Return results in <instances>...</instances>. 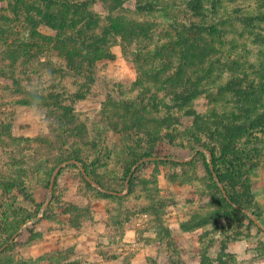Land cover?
<instances>
[{
  "label": "rangeland",
  "instance_id": "rangeland-1",
  "mask_svg": "<svg viewBox=\"0 0 264 264\" xmlns=\"http://www.w3.org/2000/svg\"><path fill=\"white\" fill-rule=\"evenodd\" d=\"M87 1L91 3L89 10L97 16L94 20L99 25L97 31L105 24L114 23L113 18L123 17L134 22L152 23L153 37L137 41L134 38L128 44L117 34L111 40L109 58L97 61L92 73L80 74L71 72L66 61L53 49L59 33L42 20L45 11L56 10L58 5L51 7L49 0H0V26L9 28L12 43H23L21 51H26L28 55L26 62L18 67L23 72L17 88L44 97L51 92L59 93L64 104L73 106L70 113L73 118L71 115L67 118L73 120L74 126L82 131L85 136L83 140L94 141L99 148H108L103 159L108 161L109 170H114L117 177L123 174L121 157L133 143L132 134L138 133V129L128 132L123 129L119 134L118 125L117 129L114 128L116 126L112 122H122V111L118 104L120 100L132 101L136 97L144 104H151L147 99L153 94L163 96L156 88L151 93L146 91L149 90L147 87L142 91V87L148 83L143 71L149 72L150 66L161 63L162 59L158 57L153 61V56L158 46L162 47L173 40L175 31L170 27L171 21L177 20L179 25L180 22L190 21L216 22L223 26L217 24L218 29L225 30L221 37H211L216 52L211 61L203 65L204 74H200L206 92L193 103L208 122L235 123L239 120L236 116L240 115V119L245 120L246 106H255L258 112L264 111V93L260 91L264 84V43L254 39L257 32L264 35V0H201L204 8L198 16L192 15L187 8V0H150L157 3L159 9L149 14L135 12L126 3L124 8L110 16L103 0ZM213 4L216 5L214 10ZM73 15L68 14L69 20L66 22H72ZM84 22L93 21L87 18ZM248 22L254 27H248ZM136 50L138 53H135ZM136 54H141V61L136 60ZM173 61H176V56ZM149 79L153 80L152 77ZM25 92L18 93L10 88L9 92L2 90L0 94V180L16 176L13 170L19 167L35 170V174L23 177L28 180L29 192L35 204L17 191L11 198L15 196L17 205L24 210L34 212L40 205L42 212L49 207L53 195V187H43L46 172L58 162V158L68 154L67 146H62V139L57 138L63 136V132L57 130L56 133V128L50 126L53 121L58 127L59 115L64 111L51 113L49 110L52 106L45 105L48 102L46 99H32ZM85 92V99L76 102L69 100ZM170 92L171 89H167L166 95ZM247 95L252 96L251 100L248 101ZM23 97L29 98L31 104H20L18 100ZM174 113L179 114L180 111L175 108ZM185 131L184 127L176 128L174 139L166 138V135L162 137L154 148V156L144 159L148 162V168L142 173L143 177L148 178L155 175L158 191L162 197L168 198L169 204L164 208L162 218L171 229V237H163L164 241L173 243L171 247L160 244L155 248L157 224L153 223L151 215L142 212V206L148 202L145 193L136 190L121 202L115 198L95 196L91 200L92 218L87 221V215L82 216L81 227L75 228L64 221L66 206L62 204L71 200L79 187L73 185L64 193L63 185H58L57 201L51 205L55 219L37 222L42 217L40 212L37 219L26 222L19 233L10 239V243L15 244L9 248L6 244L0 249L7 248L1 259L7 263V258L16 262L40 256L62 261L65 257H71L84 264H155L169 259L173 264H201L203 253L207 264H219L218 261L238 264L232 249L236 244L245 243L250 258L241 264L264 262V127L254 128L240 139V146L247 145L251 152L242 156L239 164L250 184L251 209L244 210V213L230 210L219 220L209 222L199 231L189 234L182 232L180 223L195 214L209 216L219 201L215 198L216 190L212 187L199 152H204L209 159L210 154L199 146V140L188 138ZM201 138L203 141L200 142H206L203 133H200ZM85 149L84 156L93 159L94 154ZM143 150V146L139 148V152ZM193 159L195 164H186ZM67 170L70 168L66 167ZM57 171L51 177L52 185ZM108 174L107 182L110 183L113 176ZM1 196L3 193L0 189ZM110 216L115 218V226L110 223ZM128 227L136 229V242L124 241V237L122 240ZM30 229L44 235L31 240ZM129 236L125 235L127 238ZM131 237L134 238L133 233Z\"/></svg>",
  "mask_w": 264,
  "mask_h": 264
},
{
  "label": "trees",
  "instance_id": "trees-1",
  "mask_svg": "<svg viewBox=\"0 0 264 264\" xmlns=\"http://www.w3.org/2000/svg\"><path fill=\"white\" fill-rule=\"evenodd\" d=\"M49 1L52 2L51 7L58 5L59 8L53 11H45L42 20L47 26L59 33L53 49L66 61V66L71 72L92 73L97 61L109 58L111 54L109 52L110 43L117 34L128 44L134 38L137 41L141 38L153 37L154 26L152 23L134 22L123 17L113 18L114 23L105 24L101 26L100 31H97L96 28H99V25L98 22L94 21L97 16L95 17L93 12L89 10L90 1ZM103 2L108 8L109 16L124 8L126 3L131 6L133 11L143 14H149L159 9V5L150 0H103ZM186 6L195 16L201 15L204 8L201 0H187ZM215 7L216 5L213 4L212 10ZM70 13L75 14L71 18L73 21L66 22L69 20L68 14ZM87 18L93 22H84ZM180 23L179 25L177 20L170 22L171 29L175 31L172 36L173 40L165 43L162 47L158 46V50L155 51L153 61L158 57L160 60L162 59L161 63H158L157 66H150L149 72L143 71L148 83L147 86L142 87V91L146 90L145 87H147L149 90L146 91L151 93L156 88L163 96L153 94L147 99L151 101V104H144L143 100H138L139 97L132 101L120 100L118 104V108L122 111L121 114L119 113L122 122H112L116 126L115 129H117V125L119 127L117 132L121 134L123 129L127 132L138 129V133L132 134V145L121 157L123 174L119 177L115 175L114 170H109L108 161L103 159L108 148H99L96 142L83 140L85 136L82 131L74 126L73 120L69 121L67 117L71 115L73 106L64 104L59 93L51 92L47 97H44L17 88L20 75L23 72L18 67L26 62L28 55L26 51H21L23 43L20 45L12 43L10 35H8L9 28L0 26V31H3L0 33V85L2 84L0 94L2 90L9 92V89L12 88L18 93L25 92L32 99H46L48 102L45 105L47 107L52 106L49 110L51 113L56 114L55 110H63V114L59 115L58 118L60 121L58 127L57 123L53 121L50 126L56 128V133L57 130L63 132V136H57V138L62 139V146H67L68 149V154L58 158V162L46 172L47 177H45L43 187L46 189H49L50 186L53 187V195L49 207L42 212L40 205H37L38 207L34 212L24 210L17 205L15 196L11 198L13 193L17 191L35 204V199L29 192L28 180L23 179L27 174H35V170L19 167L13 170L16 176H9L0 180V189L3 193V196L0 197V249L6 244H8L7 248L12 247L11 245L15 243H10V239L19 233L20 228L26 222L37 219L40 212L42 217L37 222L55 219L54 209L51 208V205L57 201L56 188L58 185H63L64 193L69 191L73 185L79 187L78 192L76 191L77 193L71 200L62 204L66 206L63 212L64 221L75 228L81 227L80 219L82 216L87 215V221L92 218L91 200L95 196L115 198L121 202L125 196H129L138 190L145 193L146 196L144 197L148 199V202L142 206V212L149 213L153 223L157 224L155 231L158 241L163 242L165 240L163 236L171 237V229L164 224L162 218L163 210L169 204L168 198L162 197L160 190L158 191L155 175L148 178L143 177L142 173L148 168V162L144 159L154 156V148L162 137L165 138L166 135V138L174 139L176 137L174 131L180 127H184L188 138H192L193 141L199 140V146L209 152L210 159L204 152H199V155L203 157V166L209 174L212 187L216 190L217 197L215 196V198L219 201L209 216L195 214L188 220L182 221L180 223L181 230L190 231L204 227L209 222L217 221L222 216L229 214L230 210L244 213V210L251 209L249 202L250 184L239 166L241 157L251 152L247 145L240 146V139L254 128L264 127V111L258 112L255 110V106L253 108L246 106L244 108L247 116L245 120H241L240 117L242 116L240 115V117L236 116L239 120L235 123L230 121L229 124L221 121L218 123L208 122L202 111L193 103L206 92L202 86L200 74H204L203 65L209 63L213 53L216 52L211 37H221L225 30L218 29L217 24L219 23L216 22L212 24L191 21ZM219 25L222 26L221 23ZM247 25L254 27L251 22H248ZM32 34L35 33L32 32ZM41 37L45 38V36ZM256 38L264 43L263 34L257 32L255 41H257ZM135 53H138L137 50ZM175 56L176 61L174 62ZM141 57V54H136L137 61H141ZM151 77L153 80L149 79ZM167 89H171L169 95H166ZM260 91L264 93V84H262ZM85 97L86 92L78 93L70 97L69 100L76 102L85 99ZM251 97V95H247L248 101L251 100ZM30 101L29 98L24 97L18 100L20 104L26 105L31 104ZM256 102L257 98H255L254 103ZM175 108L180 111L179 114L174 113ZM144 112L147 115L150 114L151 117L146 116ZM71 117L73 118L72 115ZM166 130L169 132L165 134L164 131ZM195 131L203 133L205 137L203 139L206 142H200L203 141L202 138L200 139V133L198 135ZM144 144L149 147H145ZM140 145L144 147L143 152H139V148L142 147ZM85 148L94 154L93 159L84 156ZM46 160L49 159L46 158ZM72 161L74 163H70ZM186 164L193 165L195 160H190ZM66 167H69L70 170L65 171ZM57 169L52 185L51 177ZM156 171H158L157 167ZM108 173L113 176L110 183L107 182ZM114 219L113 216H110V223L115 226ZM29 233L31 240L44 235V233H35L33 229H30ZM166 242L168 247L173 245L170 240H166ZM5 250H0V264H84L81 260L71 257H65L62 261L46 256L35 259L26 258L16 262L7 258V263H4L5 260L1 258ZM204 257L205 255L202 253L201 264L208 263V261L205 262ZM218 262L219 264H226L224 261ZM108 264H116V262Z\"/></svg>",
  "mask_w": 264,
  "mask_h": 264
},
{
  "label": "crops",
  "instance_id": "crops-1",
  "mask_svg": "<svg viewBox=\"0 0 264 264\" xmlns=\"http://www.w3.org/2000/svg\"><path fill=\"white\" fill-rule=\"evenodd\" d=\"M125 193V192H124ZM145 213V212H144ZM146 215H148V216H150V214L149 213H145ZM151 219H152V216H151ZM181 229V228H180ZM199 229L200 228H197V229H194V230H190V231H183L182 230V232L184 233V234H189V233H194V232H197V231H199ZM132 233L134 234V238H132L131 237V235H132ZM155 248L157 249L158 247H159V245L158 244H162V246H166V247H168V245H167V242L166 241H161V242H159L158 241V237H157V233H156V231H155ZM125 235H130L129 236V238H127V237H125ZM135 236H136V229H133L132 227H128L127 229H125V231H124V233H123V235H122V240H123V237H124V241H137L136 239H135ZM135 239V240H134ZM153 239V238H152ZM157 243V244H156ZM197 244H199V243H197ZM137 256V255H136ZM139 256V255H138ZM158 261V260H157ZM162 261H159V263L158 262H156L155 264H173L169 259L168 260H166V261H163V263H161Z\"/></svg>",
  "mask_w": 264,
  "mask_h": 264
},
{
  "label": "clouds",
  "instance_id": "clouds-1",
  "mask_svg": "<svg viewBox=\"0 0 264 264\" xmlns=\"http://www.w3.org/2000/svg\"><path fill=\"white\" fill-rule=\"evenodd\" d=\"M246 249L247 244L245 243H239L234 245L232 251L237 258L238 264H241L242 261H245L250 258V254L246 251ZM261 264H264V262H261Z\"/></svg>",
  "mask_w": 264,
  "mask_h": 264
}]
</instances>
